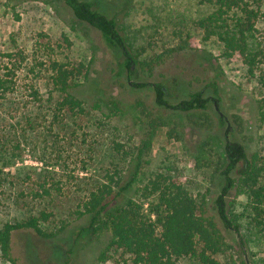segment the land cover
Instances as JSON below:
<instances>
[{
	"label": "rangeland",
	"instance_id": "1",
	"mask_svg": "<svg viewBox=\"0 0 264 264\" xmlns=\"http://www.w3.org/2000/svg\"><path fill=\"white\" fill-rule=\"evenodd\" d=\"M88 1L116 21L138 61L134 74L121 68L122 54L77 20L62 0H0V77L13 69L15 82L8 99L0 98V229L41 212L51 214L43 225L47 231L66 227L51 239L15 233V264H131L121 250L100 262L109 235L83 231L90 219L77 214L114 165L124 170L127 165L126 179L135 171L131 156L122 161L113 151L114 142L127 150L146 146L139 183L129 194L139 193L140 202L146 185L161 174L194 197L206 196L211 207L223 187L228 139L242 144L250 160L264 159V62L251 76L240 57L225 59L217 40L204 39L195 22L211 7L195 0ZM258 26L257 44L264 51V22ZM188 34L191 47L180 50ZM54 62L74 69L70 92L86 108L80 118L68 114L60 126L51 125L61 98L52 81ZM154 85L165 88L170 105L201 91L210 102L192 112L160 107ZM39 182L52 189L50 197L34 196L43 194ZM228 204L246 223L248 195L233 190ZM227 235L231 248L217 256L223 264H261L257 236L244 252L237 235ZM0 264L14 263L0 255ZM176 264L198 262L183 258Z\"/></svg>",
	"mask_w": 264,
	"mask_h": 264
},
{
	"label": "trees",
	"instance_id": "2",
	"mask_svg": "<svg viewBox=\"0 0 264 264\" xmlns=\"http://www.w3.org/2000/svg\"><path fill=\"white\" fill-rule=\"evenodd\" d=\"M80 22L96 29L110 49L123 56L121 68L131 75L138 65L137 59L129 51L126 39L122 36L114 19L108 18L100 8L88 0H62ZM199 5L209 6L212 11L195 22L203 31L205 40H217L225 59L240 57L251 76L264 62V51L257 44L258 25L264 22V0H195ZM191 35L180 47L189 49ZM12 57L11 54L5 55ZM52 81L55 89L61 94L52 110V126L63 124L65 117L80 118L86 114L82 100L73 95L72 81L76 76L74 69L65 63L54 62ZM13 69L5 77H0V98L8 99L14 92ZM145 87L146 84H137ZM156 102L160 107L180 112L205 110L210 102L203 92H197L189 99L176 105H170L167 91L161 85H154ZM32 95L36 100L39 92ZM31 123V121H30ZM113 151L122 161L131 156L135 167L130 179H126V169L114 165L115 170L107 173L105 179L92 189L81 205L77 214L80 218L88 217L89 226L83 231L93 235L108 234L109 242L99 261L106 262L110 252L122 251L129 255L131 264H176L183 258H193L198 264H223L218 255L230 247L228 233L237 235L242 250L247 243L257 236L263 247L261 264H264V159L254 155L248 158L245 147L239 142L227 140L225 152L227 164L221 172L223 187L210 207L206 196L194 197L172 178L157 174L143 190L144 202L130 196L134 185L139 183L141 156L146 146L138 150H127L124 144L114 142ZM4 149V138L0 136V165ZM127 162V161H126ZM86 170V169H83ZM3 181L0 180V185ZM40 191L36 198L50 197L51 190L39 182ZM241 189L248 195L250 208L245 212L247 221L230 212L228 198L233 190ZM148 204V210L144 204ZM51 214L41 212L39 215H28L14 223H6L0 229V255L13 262L12 244L15 233L29 231L38 237L51 239L64 232L66 227L49 232L43 225Z\"/></svg>",
	"mask_w": 264,
	"mask_h": 264
}]
</instances>
